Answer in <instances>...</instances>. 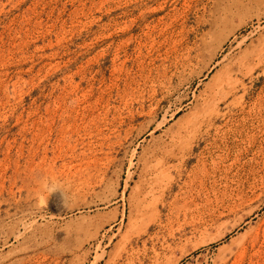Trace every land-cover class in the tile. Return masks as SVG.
Masks as SVG:
<instances>
[{"label": "rangeland", "instance_id": "obj_1", "mask_svg": "<svg viewBox=\"0 0 264 264\" xmlns=\"http://www.w3.org/2000/svg\"><path fill=\"white\" fill-rule=\"evenodd\" d=\"M0 264H264V0H0Z\"/></svg>", "mask_w": 264, "mask_h": 264}]
</instances>
